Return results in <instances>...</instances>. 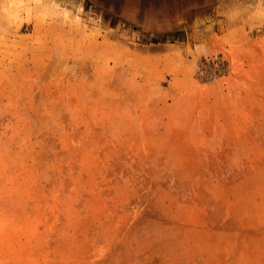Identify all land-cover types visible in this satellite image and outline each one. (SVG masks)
<instances>
[{
	"label": "rangeland",
	"instance_id": "1",
	"mask_svg": "<svg viewBox=\"0 0 264 264\" xmlns=\"http://www.w3.org/2000/svg\"><path fill=\"white\" fill-rule=\"evenodd\" d=\"M0 264H264V0H0Z\"/></svg>",
	"mask_w": 264,
	"mask_h": 264
}]
</instances>
